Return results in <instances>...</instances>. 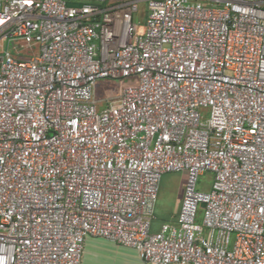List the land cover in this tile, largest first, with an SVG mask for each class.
<instances>
[{"label": "built area", "instance_id": "1", "mask_svg": "<svg viewBox=\"0 0 264 264\" xmlns=\"http://www.w3.org/2000/svg\"><path fill=\"white\" fill-rule=\"evenodd\" d=\"M141 1L0 0V264H83L88 237L264 264V0H146L135 22ZM103 78L132 82L99 111Z\"/></svg>", "mask_w": 264, "mask_h": 264}, {"label": "rangeland", "instance_id": "2", "mask_svg": "<svg viewBox=\"0 0 264 264\" xmlns=\"http://www.w3.org/2000/svg\"><path fill=\"white\" fill-rule=\"evenodd\" d=\"M147 8L146 0H142L139 11L134 14V21L138 22L144 17ZM131 78L126 79H98L96 82L95 97L98 102L99 111L104 108L105 100L118 93L124 86L131 84ZM203 119L209 117V110H203ZM187 172H168L163 175L158 200L155 209V216L152 221V229L156 230L164 221L172 220L178 217L184 198ZM213 179V173L205 171L200 177L198 188L202 190L210 189ZM203 214L199 211L198 222L202 221Z\"/></svg>", "mask_w": 264, "mask_h": 264}, {"label": "crops", "instance_id": "3", "mask_svg": "<svg viewBox=\"0 0 264 264\" xmlns=\"http://www.w3.org/2000/svg\"><path fill=\"white\" fill-rule=\"evenodd\" d=\"M83 264L149 263L145 262L138 251L132 247L123 246L101 237H88L85 242Z\"/></svg>", "mask_w": 264, "mask_h": 264}]
</instances>
